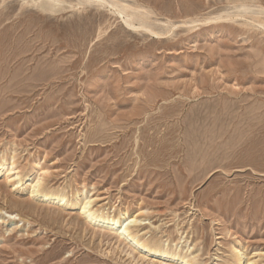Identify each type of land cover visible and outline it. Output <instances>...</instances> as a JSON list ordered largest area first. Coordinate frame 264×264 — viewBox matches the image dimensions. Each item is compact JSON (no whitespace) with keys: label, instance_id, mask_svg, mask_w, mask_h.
<instances>
[{"label":"rangeland","instance_id":"obj_1","mask_svg":"<svg viewBox=\"0 0 264 264\" xmlns=\"http://www.w3.org/2000/svg\"><path fill=\"white\" fill-rule=\"evenodd\" d=\"M263 23L264 0H0V264H147L84 198L198 263L264 264Z\"/></svg>","mask_w":264,"mask_h":264},{"label":"bare ground","instance_id":"obj_2","mask_svg":"<svg viewBox=\"0 0 264 264\" xmlns=\"http://www.w3.org/2000/svg\"><path fill=\"white\" fill-rule=\"evenodd\" d=\"M106 3H108V2H106ZM112 8H114V7H112ZM112 11H113V9H112ZM246 11H244V12H246ZM130 12H131V14H128L126 17L127 19L124 20L126 26L129 29L147 32L148 34L154 35V37H157V38H161V37L164 38V36H166V35L170 36L169 34H165V33H157L156 31H154L153 29L148 27V25L144 26V25L140 24V26L137 27L135 25V22L137 21V19L141 18V16L135 15L134 10H132ZM124 13L125 12H123V14ZM140 20H142V19H140ZM230 20H232V19H230ZM5 162L6 161H0V176L4 172V169L6 166ZM14 171H15V169L12 165V168H10V170H8L6 173H4V177H6V180L11 181L12 178L16 176V174H13ZM41 178H42V175H41ZM19 179H17V180H19ZM20 183L21 182L19 181L15 185L19 186ZM4 184H6V183H4ZM4 184H3V186H4ZM44 186H43L42 179H39L36 183L32 184V189H31L32 190L31 191L32 198H33V196L37 195V196L42 197V199L47 203L56 204L59 207H64L66 205V203H67V197L66 196L67 195H65L64 193H61V192H54V190L53 191L48 190V192H44ZM8 202L10 204L18 205L20 207H22V204L24 203V202L22 203L19 200H14V199L9 200ZM94 203L95 202H93L92 199L84 198L83 202L81 203V205L79 207L80 217H82L84 219V222H85V224H87V226L88 225L89 226H95V227L97 226V228H101L105 232L106 231L110 232L111 235L116 238L117 242L120 243V246L123 245V247L125 246V249L126 248L128 249L126 251V254L128 256H131V257L133 256L132 260H134V262H136L138 260L139 262H145L147 264H201V263H198V261L196 260L197 256L192 257V254H190V255L187 254L188 252L185 254H182L180 252H177V249L175 251H173L169 248L164 249L163 247H162L163 249H160L159 243H157V241H154V240H153L154 242L144 241L143 238L139 237V234H140L139 228H138L139 234L137 232V226L136 225L139 222L138 217H132V216L130 217L129 216L127 218L125 216L119 217V216H115V215L101 214L98 209L97 210L94 209ZM28 204H26V205H28ZM11 206H13V205H11ZM24 208H25V206H24ZM27 208H29V207H27ZM20 210H21V208H20ZM0 211H1V209H0ZM30 211H32V209ZM13 215H15V213L9 214V216L7 218L10 221H12L18 217L17 215H15L13 217ZM3 220H4V222L6 221L4 218H3ZM158 242H159V240H158ZM176 248H178V247H176ZM109 252H108V254H109ZM242 255L243 254H241V252H239L237 250L235 251V249H234V261L231 264H256V262H254L252 259H248L246 262H243V260L241 258ZM137 257H138V259H137Z\"/></svg>","mask_w":264,"mask_h":264}]
</instances>
